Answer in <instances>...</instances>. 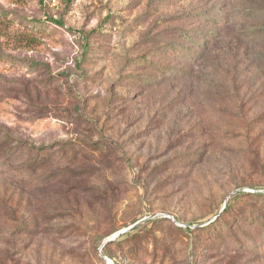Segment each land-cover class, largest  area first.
<instances>
[{
    "label": "rangeland",
    "instance_id": "obj_1",
    "mask_svg": "<svg viewBox=\"0 0 264 264\" xmlns=\"http://www.w3.org/2000/svg\"><path fill=\"white\" fill-rule=\"evenodd\" d=\"M258 192L264 0H0V264H264Z\"/></svg>",
    "mask_w": 264,
    "mask_h": 264
},
{
    "label": "trees",
    "instance_id": "obj_2",
    "mask_svg": "<svg viewBox=\"0 0 264 264\" xmlns=\"http://www.w3.org/2000/svg\"><path fill=\"white\" fill-rule=\"evenodd\" d=\"M41 1H43V2H45V0H41ZM70 0H66V2H69ZM53 21H55V20H53ZM24 40V42L25 43H27L26 45H27V48L28 49H30V50H33V49H35L34 48V44H33V42L35 41L34 40V38L33 37H30L29 39H23ZM245 193L244 192H239V193H237V194H234L233 196H231V198H229V201H228V203L226 204V206H225V208L223 209V211L222 212H231L232 210H234L235 209V207H236V205H238V203L240 202V199H241V197L244 195ZM258 195H262L263 193H261V192H258L257 193ZM263 196H264V194H263ZM212 227V226H211ZM135 229V228H134ZM134 229L132 228V229H130V231H128V232H126V233H124V234H121V235H119V239H118V241H120L122 238H130L131 236H133L135 233H134ZM109 243V242H108ZM105 248L106 247H104L103 249H104V252H105V254H108L107 253V251H105ZM109 255V254H108ZM111 256V255H110ZM115 264H123V263H121L120 261L117 263H115Z\"/></svg>",
    "mask_w": 264,
    "mask_h": 264
},
{
    "label": "built area",
    "instance_id": "obj_3",
    "mask_svg": "<svg viewBox=\"0 0 264 264\" xmlns=\"http://www.w3.org/2000/svg\"><path fill=\"white\" fill-rule=\"evenodd\" d=\"M66 0H45V3L53 8H59Z\"/></svg>",
    "mask_w": 264,
    "mask_h": 264
},
{
    "label": "water",
    "instance_id": "obj_4",
    "mask_svg": "<svg viewBox=\"0 0 264 264\" xmlns=\"http://www.w3.org/2000/svg\"><path fill=\"white\" fill-rule=\"evenodd\" d=\"M135 225V224H134ZM120 234H117V236L116 237H118ZM105 258H106V256H104Z\"/></svg>",
    "mask_w": 264,
    "mask_h": 264
}]
</instances>
